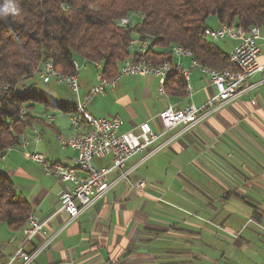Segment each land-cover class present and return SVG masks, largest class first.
Returning a JSON list of instances; mask_svg holds the SVG:
<instances>
[{"label": "crops", "instance_id": "0c3cea01", "mask_svg": "<svg viewBox=\"0 0 264 264\" xmlns=\"http://www.w3.org/2000/svg\"><path fill=\"white\" fill-rule=\"evenodd\" d=\"M218 26L217 23L215 27ZM238 42L224 39L227 55ZM259 42L262 50L258 63L263 69L251 77L252 89L189 130L176 127L162 135L160 122L155 119L169 106L200 107L215 93L208 86L207 77L191 66L190 58L173 55L171 61L189 73L183 98L166 95L165 89L163 95L159 94L158 78L148 75L119 78L114 86L106 87L102 95L87 104L86 110L94 117L119 118L123 123L120 132L151 119L153 129L161 136L126 164L129 181H142L145 186L142 190L130 188L112 172L107 182L111 185L109 191L71 222L64 212L57 211L60 195L71 184L63 185L46 177L42 167L31 161L28 154L42 155L49 163L70 165L76 152L62 149L56 138L81 135L89 127L80 122L79 129L74 131L69 114L36 107L33 115L37 122L31 129L40 133V141H34L27 131L22 138L27 141L26 147L10 148L0 159V172L13 184L15 196L26 202L30 215L45 223V231L27 242L24 234L27 224L13 229L0 221V264H9L20 248L26 253L43 249L29 264H224L218 255H211V242L217 235L210 221L217 225L221 220L238 229L245 219L233 213H245L248 209H251L249 218L255 216L258 223L264 221V215L262 219L259 217L264 212L262 36ZM136 48L135 44L132 49ZM85 67L91 73L88 69L82 70V75L79 74L82 71L78 72L79 100L96 83L97 71L93 66ZM55 86L61 85H54L55 91L45 95L75 108L76 97L56 90L59 87ZM189 88L192 95L187 98ZM46 116L52 120L47 121ZM105 159L96 160L93 165L109 166V159ZM233 204H239L240 209L235 210ZM163 205L177 212L182 210L186 216L163 212L169 221H162L159 207ZM162 223L164 226H160ZM159 232L170 240H161ZM164 243L170 251L164 252ZM11 264L23 263L15 259Z\"/></svg>", "mask_w": 264, "mask_h": 264}, {"label": "trees", "instance_id": "16d2710c", "mask_svg": "<svg viewBox=\"0 0 264 264\" xmlns=\"http://www.w3.org/2000/svg\"><path fill=\"white\" fill-rule=\"evenodd\" d=\"M13 6L14 13L4 14L5 7ZM125 18L129 23L119 26ZM210 18L218 25L245 32L256 27L264 34V0H0V87H5L0 88V159L37 122L36 107L74 112L73 106L25 85L40 78L44 64L51 61L59 73L70 76L74 62H98L111 80L125 60L171 63L172 49L180 47L202 67L222 72L230 68L228 55L203 38ZM134 41L135 50L129 47ZM141 42L148 44L142 55ZM186 88L175 73L164 83L166 95L173 97L183 98ZM29 215L26 202L15 196L13 184L0 172V221L19 229Z\"/></svg>", "mask_w": 264, "mask_h": 264}, {"label": "built area", "instance_id": "2783aa9c", "mask_svg": "<svg viewBox=\"0 0 264 264\" xmlns=\"http://www.w3.org/2000/svg\"><path fill=\"white\" fill-rule=\"evenodd\" d=\"M122 27V21H119ZM203 34L214 36L215 41L224 39L238 40L230 53L232 61L229 62L228 70L218 72L200 71L202 75L207 77L208 86L215 90V93L209 100L200 107L191 104L175 109L172 106L167 107L156 115V119L160 122L163 134H166L173 128L181 127L183 131L194 128L196 125L206 120L213 114L218 113L224 106L235 101L241 95L252 89L249 81L253 75L260 73L262 67L258 63L260 56L259 40L261 39L260 29L256 31H243L237 28L236 34H229V26L227 28H205ZM137 42H131L129 47H133ZM139 44V53L142 55L148 49L146 42ZM172 54L178 58H189L190 56H182L172 49ZM147 60L140 58L136 62L130 60L123 61L117 75L112 81H101L98 74V65L94 63L93 67L97 71L96 83L87 92L83 100H79V64L76 63V72L70 77H61L60 73L48 71L45 64L40 73V78L44 84L53 83L54 85H64L76 97L74 112L69 114V122L71 128L76 131L79 129L80 122H84L89 130L81 135L73 137L56 138L58 145L62 149H70L76 152V156L72 159L70 165H62L58 163L47 162L42 155L32 153L28 157L36 164H39L46 177L55 179L57 182L65 185L71 184L70 188H64L58 200V212H64L69 222L75 220L81 213L90 209L109 189L108 176L112 172L118 174L117 180L124 181L130 188L142 190L145 186L140 180L131 182L128 179L129 170H126V164L136 155L142 154L151 145H153L161 135H158L151 125V119L140 123L135 128L120 132L123 125L122 121L115 117L105 119L94 117L86 110V105L91 103L97 96L102 95L106 87L116 84L119 78L135 77L143 78L148 75L157 78L163 77L164 70H182L185 75L189 76L186 69L180 65H173L164 62L154 69H145ZM4 89L5 87H0ZM186 97L190 98L192 93L190 88ZM158 93H160L158 88ZM23 112H20V115ZM46 120H52V117L46 116ZM30 133L34 141H40V133L35 129H31ZM26 139L20 142L21 147H26ZM9 150V149H8ZM7 150V151H8ZM6 151V153H7ZM3 158V157H2ZM1 158V160H2ZM108 158L110 165L97 168L93 165L96 160ZM250 220L248 223H251ZM45 223L39 221L34 215H29L27 227L24 230L26 241L29 242L35 235L44 233ZM231 237L236 238L237 233L229 232ZM43 249H33L26 253L24 248L18 249L12 256L11 264L15 259H21L23 264H29L34 260L36 255Z\"/></svg>", "mask_w": 264, "mask_h": 264}, {"label": "rangeland", "instance_id": "374dc122", "mask_svg": "<svg viewBox=\"0 0 264 264\" xmlns=\"http://www.w3.org/2000/svg\"><path fill=\"white\" fill-rule=\"evenodd\" d=\"M121 20H129L130 21L129 18H125V19H121ZM216 25H217V21L214 18L208 19L205 23V26L208 28H215ZM220 26H222V25H219V27ZM260 33H261L260 35L262 36V38H264L263 32L260 31ZM203 38L206 42L212 43L217 49H219L223 53L226 54L228 52V48L223 43L224 40L223 41H215V40H213L209 37H206V36H204ZM260 44H262V42H259V45ZM229 52H230V50H229ZM77 63L79 64V67H80L79 71L80 72L82 70L85 71L87 69L89 71L91 70L88 67L86 68L84 66V64H82L80 61H78ZM84 71H82L79 74L82 75L84 73ZM89 71H87V72L91 73V71L90 72ZM125 80L126 79H124V81ZM25 85L28 87L33 85L32 90L39 92V93H42V94H50V93H53L55 91L53 89L54 84L52 82L49 84H44L42 82L41 78H35L33 80H29L25 83ZM55 87H59V88H56V90L63 91V93H71L63 85L55 86ZM109 93H111V92H109ZM216 114H213L212 116H214ZM212 116H210L209 118H211ZM209 118H207V119H209ZM105 160H103V161H105ZM232 206L235 210L240 209V207H241L239 204H233ZM249 208H251V207H249ZM159 210H160V212L162 211V213L160 214V220L162 219V221H166V222L169 221V220H165V218H166L165 213L168 214L167 212L172 211L174 213V215H176L179 212L180 216H182V215L186 216V213L184 211L178 210V212H177L174 209H171V208L166 207L164 205L160 206ZM163 212H165V213H163ZM250 212H251V209L250 210L248 209V211H246L245 213H238V212L233 213L234 216L242 217L243 219H245L244 225H242V227L238 228V229L234 228V225L233 224L230 225L228 222H226L224 224L221 222V220H219L220 221L218 223L219 225L218 224L216 225L212 221H210V224H212L216 230L215 231L212 228V231L214 232V234L216 233V235H217L214 242H211V247H212L211 255H216V256L218 255V257L223 261L224 264H264V221L262 220V221H259V223H258L255 219V216L249 218L248 216H250L249 215ZM257 212H259V211H257ZM263 215H264V212L261 213L259 215V217L262 219ZM246 217H248L249 219H247ZM212 218H215V217L212 216ZM253 218H254V220H253ZM250 220L252 222L248 223ZM208 223H209V221H208ZM160 226H164V223H162ZM163 229H168V228L164 227ZM173 229H170V230H172V232H173ZM229 232L234 233V234L237 233L238 235L236 238H234V237H231ZM158 235H159V238L161 240H170V239H167L166 237H163L165 235V233L159 232ZM162 237H163V239H162ZM182 246L186 247L185 244ZM164 247H165L164 252L165 251L168 252L171 250V248L169 246H167L166 243H164ZM166 248L168 250H166ZM162 255H165V254H162Z\"/></svg>", "mask_w": 264, "mask_h": 264}, {"label": "bare ground", "instance_id": "6f19581e", "mask_svg": "<svg viewBox=\"0 0 264 264\" xmlns=\"http://www.w3.org/2000/svg\"><path fill=\"white\" fill-rule=\"evenodd\" d=\"M121 21H122V27L126 26V24L129 23V20H121ZM219 28H227V25H222ZM249 31H256V27L251 28ZM236 33H237V28L229 26V34H236ZM204 36L209 37V38L214 40V36H208L207 34H204ZM173 51L179 53L182 56H190L189 58L191 59V53L189 51L183 50V48L175 47V48H173ZM228 58H229V62H231L232 61V54L231 53L228 54ZM96 63H98V62H96ZM45 66L48 69V71L58 72L55 69L53 62H51V61L47 62L45 64ZM191 66L199 69L200 71H205V72H213L214 71V70H210L208 68L202 67L199 63L193 61L192 59H191ZM73 67L75 69L74 71L76 72V62L73 63ZM155 67H157V66L151 64L149 61L145 62V69H154ZM102 70H103L102 65L101 64L98 65V74H99V77L101 78V81H112V79L108 80L103 76ZM172 73H176V74H179L180 76H182V78L184 79V81L187 85L188 76L185 75V73H183L182 70H164L163 71V77L158 78L160 93H164V83H165L166 79L168 78V76ZM60 76L61 77H70V76H64L61 73H60Z\"/></svg>", "mask_w": 264, "mask_h": 264}, {"label": "clouds", "instance_id": "9594fccd", "mask_svg": "<svg viewBox=\"0 0 264 264\" xmlns=\"http://www.w3.org/2000/svg\"><path fill=\"white\" fill-rule=\"evenodd\" d=\"M4 14H7L8 12H15L16 10H15V8H14V6L13 7H5L4 8Z\"/></svg>", "mask_w": 264, "mask_h": 264}]
</instances>
